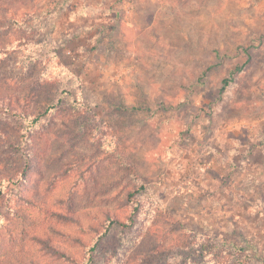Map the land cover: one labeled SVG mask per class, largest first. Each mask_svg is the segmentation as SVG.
I'll list each match as a JSON object with an SVG mask.
<instances>
[{"label": "rangeland", "instance_id": "1", "mask_svg": "<svg viewBox=\"0 0 264 264\" xmlns=\"http://www.w3.org/2000/svg\"><path fill=\"white\" fill-rule=\"evenodd\" d=\"M9 253L264 264V0H0Z\"/></svg>", "mask_w": 264, "mask_h": 264}, {"label": "trees", "instance_id": "2", "mask_svg": "<svg viewBox=\"0 0 264 264\" xmlns=\"http://www.w3.org/2000/svg\"><path fill=\"white\" fill-rule=\"evenodd\" d=\"M225 83H227V81H225ZM38 119L39 117L36 120ZM108 217L110 218L109 220L112 226L119 223L118 219L113 218L111 215L108 214ZM0 264H26V263L18 254L9 253L6 255L5 259L0 262ZM32 264H37V263H32Z\"/></svg>", "mask_w": 264, "mask_h": 264}]
</instances>
